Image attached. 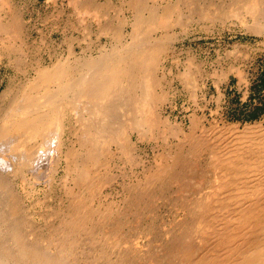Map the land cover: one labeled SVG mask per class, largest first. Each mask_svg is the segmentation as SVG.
<instances>
[{
  "label": "bare ground",
  "instance_id": "1",
  "mask_svg": "<svg viewBox=\"0 0 264 264\" xmlns=\"http://www.w3.org/2000/svg\"><path fill=\"white\" fill-rule=\"evenodd\" d=\"M122 2L130 18L106 17L107 9L97 2L70 0L78 16L94 13L96 36H106L108 42L81 46L90 34L86 20L84 27L74 25L84 35L76 37L79 50L70 33L63 39L68 47L59 51L47 46L38 24V36H29L27 43L24 18L6 14L8 2L0 0V71L5 65L20 75L9 76L0 89V264H136L138 238L154 233L137 226L156 195L170 197L165 191L171 185L177 187L173 193L187 211L186 219L165 242L166 252L152 254V264H162V257L168 264H264V121L245 124L241 131L235 125L224 127L219 135L231 137L211 146L213 153L205 156L212 128L196 118L185 128L164 117L166 73L160 76L176 41L170 33L174 27L224 24L238 17L264 34V0ZM195 57L187 58V69L178 75L191 84L199 72ZM152 139L164 144L151 162L138 152V144ZM139 166L142 177L126 181ZM16 177L23 187L33 181L64 191L60 208L48 212L57 223L46 235L36 232L29 208L21 205L24 195L15 187ZM119 178L123 204L108 198L95 203ZM125 226L130 237L124 236Z\"/></svg>",
  "mask_w": 264,
  "mask_h": 264
},
{
  "label": "rangeland",
  "instance_id": "2",
  "mask_svg": "<svg viewBox=\"0 0 264 264\" xmlns=\"http://www.w3.org/2000/svg\"><path fill=\"white\" fill-rule=\"evenodd\" d=\"M86 1H92L94 3L97 2L96 4L105 7L108 11L106 17L116 15L120 18L122 17L127 19L132 15L130 9H128V5H125L127 3L122 2V0ZM6 2H8L7 7L5 8L7 11L6 14L11 15L12 13H17L22 20L24 18L23 23L26 31L25 40L29 44L31 42L30 40L28 41L29 36H31V40L38 36V28L35 27L36 24H38L40 28L44 29L48 40L47 46L59 51L68 47L67 44L63 45V39L64 36H69L70 33H72V37L74 36L76 39L73 45L79 50L80 47L78 45L77 38H82L84 35L82 32L75 30L74 25L75 27H78L80 23L83 27L87 23V26L84 28H86L88 32L90 31L91 34V37L89 34V38L86 37V41L82 42L81 46L86 47L89 43L94 45H103L105 41V43L108 42V38L106 36H102L100 39L96 36V19L90 16L94 15V13L89 14L86 12L78 16V14H75L74 8L69 5L70 0H6ZM59 7L62 9L60 10ZM80 17L82 18V21H79L78 24L77 20L78 18L80 20ZM84 21L86 22L85 24ZM244 22V18H241L240 20L238 17L229 18L224 22V24L220 21H208L206 24H199L201 27L197 23L187 22V24L185 23L186 25L184 24L185 26L181 25L180 27V25H177L170 32L175 34L176 38L178 36L179 37L177 39L175 38L176 41L174 40L175 42L170 44L168 56L164 60V66H162L163 68L160 71V76L166 73L163 78V84L167 90L168 101H166V104L162 106L164 117L171 116L170 118L172 120L179 122L185 128H188V126L191 125L192 118H196L200 121L202 123L201 126H210L209 128H212L211 130L213 131H210V135L207 137L209 147H203L205 156L208 152L209 154L213 153V147L215 145L226 142V140L231 137L230 134L226 137L219 135L220 131L224 127L228 125H235L239 126L238 130L241 131L245 124L247 125L250 123L253 124L257 121H264V34L257 33L254 30L253 32L247 28ZM68 24L69 26H67ZM187 26H189V28H186ZM25 44L26 43H24V45ZM36 49L37 47L32 50L35 51ZM234 49L238 52L237 55ZM189 50L191 52H189ZM231 52L233 53L231 54ZM47 53L43 52L42 56L45 59V62L49 63L50 60ZM188 55L192 57L196 56L193 59L196 62L199 72L197 73L195 80L197 83L195 84H191L189 82L187 83L185 80H182L183 78H179L178 76L187 69L186 67H188V62L186 61L189 57ZM227 56L228 58H226ZM168 68H170V71H168ZM234 69H239V71L236 73V71H232ZM214 71L216 74L218 73V76L216 74L214 75ZM224 72L225 74H223ZM238 73L239 75L241 74L240 80L238 79ZM17 75L19 78L20 75L17 74L12 67L4 65L0 71L1 91L6 87L9 76L14 77ZM225 76H227V79ZM193 86H195V88ZM254 115L258 116L255 118ZM163 144L164 143H155L154 139L146 141L145 143H139L138 152L142 154V157L145 160L147 159L152 162L155 151ZM150 164L148 163L147 166ZM112 168V173L117 174V167L114 166ZM140 171V166L134 167L133 170H130V177H128L126 181L129 180L128 182L130 183L137 181L138 178L142 177L139 175ZM62 174L63 171L59 173L60 176ZM17 180L18 177H16L14 181L15 187L17 191L19 190L24 195L23 196L21 194L23 196V203L21 202V205L23 204L22 206L27 209L29 208L31 217L34 219V222H36V232L46 235L49 231L48 227L51 223H57L56 217L54 216L53 218V216H50L51 213L48 212H51V209L60 208L59 205L61 196L64 191L58 185H55L52 189H50L49 187L46 188L44 185L39 183L36 185L32 184V180V182L27 183L24 188L21 185L23 184V180ZM122 182L123 178H119L118 181L114 180L110 186H107L102 190L101 195L95 199V203L98 204L101 200L108 198L107 201L119 200L122 205L123 197L125 196L123 191L120 190ZM175 190H177L175 185H171L168 190L166 189L165 194L170 196L168 199L161 194L158 196L156 195L150 204L147 205V210L144 212L143 216L141 215V222L137 228L141 225L144 227L148 226L154 233L150 234L151 236L149 235V237L147 236L148 240H146L147 237L138 238V243L137 245L135 244L136 247H138H135L133 252L136 264L154 263V260H151L152 254H163L166 249L164 245L165 242L171 236L172 232H178L180 230V225L178 223H183V220L186 219L187 211L182 209V206L177 200V192L173 193ZM158 192L160 193L162 191L158 190ZM171 195H173V197H171ZM42 199H44L43 202L41 201ZM45 208H47V210ZM44 209L46 211H44ZM158 210L159 212H157ZM188 218L189 217H187V219ZM126 221L133 222L134 225L136 224L132 217L127 216ZM168 231L171 233H168ZM123 232L124 236L130 235L129 227L125 226ZM134 238H136V235H134ZM161 262L162 264H168L163 257ZM81 264L86 263L82 262Z\"/></svg>",
  "mask_w": 264,
  "mask_h": 264
},
{
  "label": "trees",
  "instance_id": "3",
  "mask_svg": "<svg viewBox=\"0 0 264 264\" xmlns=\"http://www.w3.org/2000/svg\"><path fill=\"white\" fill-rule=\"evenodd\" d=\"M258 115H254V117L256 118Z\"/></svg>",
  "mask_w": 264,
  "mask_h": 264
}]
</instances>
